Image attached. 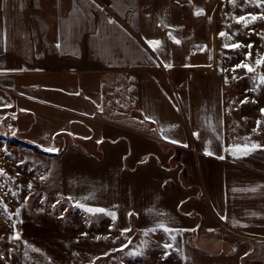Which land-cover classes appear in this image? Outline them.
Masks as SVG:
<instances>
[{"label":"crops","instance_id":"0c3cea01","mask_svg":"<svg viewBox=\"0 0 264 264\" xmlns=\"http://www.w3.org/2000/svg\"><path fill=\"white\" fill-rule=\"evenodd\" d=\"M218 5L0 0V125L121 231L173 233L187 264H264V146L226 122Z\"/></svg>","mask_w":264,"mask_h":264},{"label":"rangeland","instance_id":"374dc122","mask_svg":"<svg viewBox=\"0 0 264 264\" xmlns=\"http://www.w3.org/2000/svg\"><path fill=\"white\" fill-rule=\"evenodd\" d=\"M240 17L247 23L238 22ZM215 25V69L227 92L226 122L241 141L264 146V0H219ZM5 124L6 131L0 125V264H187L177 235L123 232L114 213L62 195L57 157L22 145L20 131Z\"/></svg>","mask_w":264,"mask_h":264},{"label":"trees","instance_id":"16d2710c","mask_svg":"<svg viewBox=\"0 0 264 264\" xmlns=\"http://www.w3.org/2000/svg\"><path fill=\"white\" fill-rule=\"evenodd\" d=\"M20 143L24 146H28L30 147L33 151L35 152H38V153H44L46 155H52L53 153L43 149L42 147L36 145V144H33V143H29V142H26L25 140L21 139L20 140Z\"/></svg>","mask_w":264,"mask_h":264},{"label":"snow or ice","instance_id":"6c2138e0","mask_svg":"<svg viewBox=\"0 0 264 264\" xmlns=\"http://www.w3.org/2000/svg\"><path fill=\"white\" fill-rule=\"evenodd\" d=\"M197 15H201V14H203V12H202V10L200 11V12H198V13H196ZM253 19H255V17H253ZM238 22H245V23H247V21L245 20V18L244 17H240L239 19H238ZM221 35H223V33H221ZM176 43H179V41L178 40H176L175 41ZM159 42H149V44L150 45H153V44H158ZM58 47H59V45H58ZM233 47H238V45H234ZM169 67H170V65H168ZM249 70L251 71V69L249 68ZM262 82H264V80H262ZM262 111H264V110H262ZM174 142V141H173ZM253 148H256V147H259L258 145H253L252 146ZM243 154H247V150H245L244 152H243ZM89 211H91V209L89 210ZM97 211H102V210H97Z\"/></svg>","mask_w":264,"mask_h":264},{"label":"bare ground","instance_id":"6f19581e","mask_svg":"<svg viewBox=\"0 0 264 264\" xmlns=\"http://www.w3.org/2000/svg\"><path fill=\"white\" fill-rule=\"evenodd\" d=\"M60 227V226H59Z\"/></svg>","mask_w":264,"mask_h":264}]
</instances>
